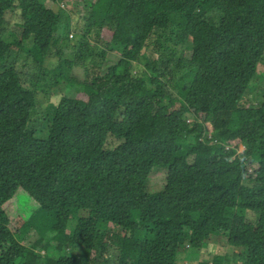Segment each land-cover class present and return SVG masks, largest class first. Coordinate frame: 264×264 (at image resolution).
I'll return each mask as SVG.
<instances>
[{"label": "trees", "instance_id": "1", "mask_svg": "<svg viewBox=\"0 0 264 264\" xmlns=\"http://www.w3.org/2000/svg\"><path fill=\"white\" fill-rule=\"evenodd\" d=\"M48 1L0 0V264H180L188 248L264 264V91L243 104L264 0H86L82 26ZM61 84L78 97L52 103ZM23 194L46 215L38 247L7 211ZM215 236L245 253L210 259Z\"/></svg>", "mask_w": 264, "mask_h": 264}, {"label": "rangeland", "instance_id": "2", "mask_svg": "<svg viewBox=\"0 0 264 264\" xmlns=\"http://www.w3.org/2000/svg\"><path fill=\"white\" fill-rule=\"evenodd\" d=\"M86 0H63L59 2L57 5H54L53 2L48 1L47 5L48 7H55V9H62L66 15L70 19V23L72 26H82V19L84 17H87L88 15V8L85 5ZM20 22V16L19 14H9L8 15V22H7V31L5 33L6 40L12 42L16 37L20 35V28L18 27V23ZM65 24V23H64ZM70 33L67 34V37H61V40L59 42L58 48L63 51L65 54L71 53L73 51L72 45L75 42L76 36H74V33L69 28ZM73 35V36H71ZM103 40L110 42L112 39V33L108 30H104L102 32ZM110 56L112 57L113 61L116 60L115 52H111ZM144 63L141 62V68H143ZM74 74L79 78L80 80H83L86 77L85 71L82 68H76L74 70ZM250 91L245 97V100L243 104L245 106H250L253 104H256L258 95L264 91V61L259 65V70L256 78L253 80L252 85L250 86ZM50 94L51 96V102L54 104H58L60 101V98L62 96H76L78 97V94L76 93L75 89L69 88L68 86L61 84L60 86L54 88ZM48 107V101H43L41 103V108ZM41 130V133H46L47 131L44 129ZM40 135V134H39ZM29 139V138H28ZM33 143L29 149H42L44 147V142L41 140H31ZM239 152L241 153L244 150L243 146L239 147ZM26 152H28L26 150ZM7 211L12 213L13 216V228L15 230L20 229V235L22 237V241L25 245H31L32 247H38L37 243L39 242V239L43 236V233L41 232V228H47V226L44 224L45 216L42 211L40 210L39 204L30 197L28 194H23V197L20 198L17 197L13 201L9 202L7 204ZM25 212H28L29 215L34 214V216L31 219L26 218L25 220L22 219V217H26ZM36 213V214H35ZM169 215H172L168 211ZM28 215V217H29ZM80 216H88L87 214H81ZM253 216V215H252ZM29 224V225H28ZM73 225H76V220H74ZM38 226V227H37ZM112 229V228H110ZM22 230V233H21ZM112 233V231H111ZM113 234V233H112ZM212 243H214V247L212 249V254L210 256V259H213L215 255L224 256L227 259H234L235 255L237 253H245V249L237 250L229 246L228 241L224 237L215 236V238L212 239ZM200 250H194V248H188L186 250H183L179 254V262L180 264H206V263H200L202 261V254L199 253ZM43 254L45 253L44 250L41 251ZM65 253V252H64ZM55 254V252H53ZM200 255V256H199ZM213 261L209 264H212Z\"/></svg>", "mask_w": 264, "mask_h": 264}]
</instances>
